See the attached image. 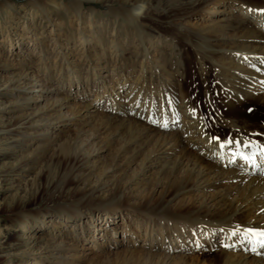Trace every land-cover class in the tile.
<instances>
[{
	"label": "rangeland",
	"instance_id": "rangeland-1",
	"mask_svg": "<svg viewBox=\"0 0 264 264\" xmlns=\"http://www.w3.org/2000/svg\"><path fill=\"white\" fill-rule=\"evenodd\" d=\"M125 1L0 0V264H113L130 249H154L166 260L205 251L200 248L208 240L198 234L176 240L192 248H166L175 242L167 236L171 229L127 209L70 217L53 210L69 198L111 199L119 190L134 202L149 184L159 189L157 172L168 156L145 167V153L135 159L134 151L122 154L128 136L97 130V109L123 99L131 82L116 89L118 95L99 92L140 75L157 95L163 83L156 75L192 77L198 54L179 33L213 17L229 23L227 13L206 11L164 23L145 17L137 29L117 8ZM167 2L159 0L154 8ZM195 84L202 95L205 81ZM64 96L66 103L52 109ZM95 97L98 106L86 111L85 101ZM77 111L87 115L71 122ZM217 114L211 117L223 126L225 118ZM16 203L42 210L21 224L11 210ZM182 228L173 231L182 235Z\"/></svg>",
	"mask_w": 264,
	"mask_h": 264
},
{
	"label": "bare ground",
	"instance_id": "bare-ground-1",
	"mask_svg": "<svg viewBox=\"0 0 264 264\" xmlns=\"http://www.w3.org/2000/svg\"><path fill=\"white\" fill-rule=\"evenodd\" d=\"M158 1L127 0L117 8L137 29L145 17L164 23L206 11L225 12L229 20L223 24L213 17L211 23H199L179 33L199 55L193 60L199 69L192 77L169 79L156 75L163 83L156 95L151 80L148 84L140 75L129 80L125 74V81L116 88L103 87L99 92L102 96L105 91L118 95L116 89H127L131 82L123 99L97 109V130L128 136L122 154L134 151L135 159L145 153V167L168 156L159 160V189L155 191L149 184L144 198L134 202L119 190L111 199L69 198L53 210L67 217L85 211L103 212L104 216L122 209L136 212L171 229L167 236L175 242L171 246L172 242H166L165 247L172 250L192 248L190 242L182 245L176 241L191 234L208 240L200 248L205 251L199 254L166 260V255L161 258L154 249H130L116 256L113 264H264V246L247 231H264V0H167L157 10L154 4ZM235 12H239V18ZM199 79L205 81L202 95L195 84ZM97 98L85 101L86 111L92 104L98 106ZM63 99L52 109L65 104L67 96ZM214 111L218 118H225L221 120L223 126L212 119ZM73 114L71 122L87 115L79 111ZM11 208L15 222L21 224L42 210L22 203ZM177 227L185 232L181 235L173 231ZM216 235L222 239L212 240Z\"/></svg>",
	"mask_w": 264,
	"mask_h": 264
},
{
	"label": "snow or ice",
	"instance_id": "snow-or-ice-1",
	"mask_svg": "<svg viewBox=\"0 0 264 264\" xmlns=\"http://www.w3.org/2000/svg\"><path fill=\"white\" fill-rule=\"evenodd\" d=\"M249 111H251V110H249ZM213 139L219 140L218 137H213ZM220 146L223 148L224 144L222 143ZM245 146L247 147V145H245ZM247 231L250 234V236L255 239V241L257 243L261 244V246H264V231L257 230V229H248Z\"/></svg>",
	"mask_w": 264,
	"mask_h": 264
}]
</instances>
